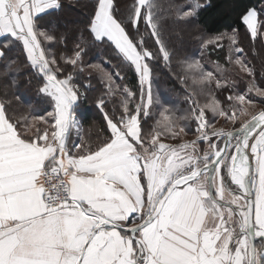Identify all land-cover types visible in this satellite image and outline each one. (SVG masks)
I'll return each mask as SVG.
<instances>
[{"label":"snow or ice","instance_id":"6c2138e0","mask_svg":"<svg viewBox=\"0 0 264 264\" xmlns=\"http://www.w3.org/2000/svg\"><path fill=\"white\" fill-rule=\"evenodd\" d=\"M205 6L170 0L165 12L158 0H134L125 15L115 0H91L69 55L66 38L41 26L62 0H0V264H264V108L250 112L248 98L264 97V88L234 55L244 52L241 27L264 41V11H242L231 34L198 37L202 54L227 41L225 59L246 74L241 93L216 61L214 71L196 57L173 66L162 22L188 23ZM95 47L112 52L121 81V69L134 72L138 91L87 65L102 73L95 106L109 133L93 146L72 134L80 128L75 107L91 87L77 84L76 73ZM161 65L183 89L186 114L154 97ZM24 69L52 107L31 121L15 114L21 97L9 94ZM181 134L195 139L161 140Z\"/></svg>","mask_w":264,"mask_h":264},{"label":"trees","instance_id":"16d2710c","mask_svg":"<svg viewBox=\"0 0 264 264\" xmlns=\"http://www.w3.org/2000/svg\"><path fill=\"white\" fill-rule=\"evenodd\" d=\"M90 2L91 0H62V10L46 16L41 23L42 28L46 27L49 31L54 32V34L66 38L67 54L69 55L74 47V40L80 34L79 29L82 27V22L90 11ZM158 2L166 12L170 0H158ZM172 2L181 4L184 0H172ZM200 2L206 6L199 10L198 15L190 22L185 24H174L171 20L162 22L166 42L173 52V66H175L179 58L196 57L202 59L207 70L214 71L215 64L213 61H216L229 69L226 75L229 79L236 82V90L241 93L246 92L247 82L245 79H241L246 74L240 72L237 66L229 64L225 59L227 55V41H222L225 44L224 48H210L208 52L202 54L200 49L201 41L198 37L206 38L221 32L231 34L232 30L239 26L241 12L249 7L255 8L258 12L264 11V0H200ZM115 3L119 7L120 12L126 15L134 0H115ZM146 40H148L149 46L154 43L150 40V37H146ZM238 41L239 46L244 49V52L234 55H240L248 62L249 67H252L254 70L257 86L264 88V41L258 38L257 41L253 42L242 27L239 29ZM45 46L47 47V45ZM60 47L63 48L64 45ZM7 55L11 59L17 53L16 51H12ZM83 63L85 71L83 73H76V83L84 85L86 82H90L91 87L78 102V105L75 107V113L81 122V138L86 144L94 146L98 142V137L102 130L105 134L109 133H107L103 114L95 106V102L103 90V85L100 82L102 73L87 67V65L93 63L101 64L110 74H113L117 83L126 84L134 91H138V85L133 71L121 69V73L126 77L123 81L120 80L119 76L115 75L117 60L112 55V52L104 47L90 48L83 58ZM68 67L70 68L71 66ZM29 71L30 69L21 71L19 87L10 89L9 94L11 95L12 91H15L21 97L20 101L15 102V114L21 118L28 117L29 121H31L33 115L46 116L47 111H51L52 107L49 102H44L41 99L38 93V84L35 80L31 84L27 83L26 73ZM153 79L154 97H158L164 105L176 109L178 114H186L188 106L182 94L183 89L171 77L167 69H164L162 65L155 69ZM81 90L84 91L83 87ZM227 92L228 90L225 89L224 92L218 93L219 98L222 100ZM258 97L255 92H252L248 98L256 102L255 100ZM114 99L118 102L120 98L117 96ZM107 107L111 111L112 104L109 103ZM207 116L209 119H213L210 112L207 113ZM188 123L190 131L194 132L191 122ZM214 124L216 128H219L224 124V121L222 118H216ZM151 126L152 121L150 120L145 125V128H151ZM229 126L225 125V130ZM209 131H212V129H209ZM189 136L195 138L192 134H189Z\"/></svg>","mask_w":264,"mask_h":264},{"label":"rangeland","instance_id":"374dc122","mask_svg":"<svg viewBox=\"0 0 264 264\" xmlns=\"http://www.w3.org/2000/svg\"><path fill=\"white\" fill-rule=\"evenodd\" d=\"M255 101H256L255 106L249 108L250 112H259L262 108H264V97L259 96ZM241 119H244V118H241ZM181 136H182V140L180 141L164 140L163 138H161V140L162 142L167 143V144H170V143L176 144L179 142H186V141H191L195 139L194 137L189 136V135L184 136L183 134H181Z\"/></svg>","mask_w":264,"mask_h":264},{"label":"crops","instance_id":"0c3cea01","mask_svg":"<svg viewBox=\"0 0 264 264\" xmlns=\"http://www.w3.org/2000/svg\"><path fill=\"white\" fill-rule=\"evenodd\" d=\"M76 119H77V122L80 124V128L78 130V133H77V130H73V134H72V141L74 143H79V140H81V122L80 120L77 118L76 116ZM172 144V143H170Z\"/></svg>","mask_w":264,"mask_h":264}]
</instances>
